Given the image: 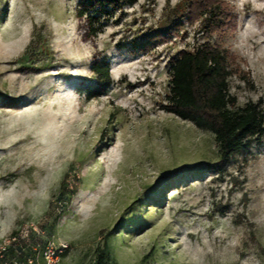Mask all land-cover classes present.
I'll use <instances>...</instances> for the list:
<instances>
[{
  "label": "rangeland",
  "instance_id": "1",
  "mask_svg": "<svg viewBox=\"0 0 264 264\" xmlns=\"http://www.w3.org/2000/svg\"><path fill=\"white\" fill-rule=\"evenodd\" d=\"M132 1L92 38L77 0H0V241L28 234L34 264H264V136L219 178L215 136L164 110L171 61L207 42L253 85L230 79L237 109L264 107V0H224L235 29L210 40L180 17L191 0ZM101 61L113 84L88 100ZM167 225L168 245L134 240Z\"/></svg>",
  "mask_w": 264,
  "mask_h": 264
},
{
  "label": "trees",
  "instance_id": "2",
  "mask_svg": "<svg viewBox=\"0 0 264 264\" xmlns=\"http://www.w3.org/2000/svg\"><path fill=\"white\" fill-rule=\"evenodd\" d=\"M77 1V17L86 21L87 34L92 38L103 34L116 15L134 3L132 0ZM180 17L190 25L201 21L205 40H210L214 34L226 28L235 29V19L224 0H191L182 9ZM184 26L178 18L171 20L166 30L134 42V53L148 52L168 43L174 36L180 37ZM236 61L229 51L209 42L200 46L195 53L182 52L171 61L169 104L164 107L168 114L215 136L220 161L211 170L219 178L228 176V169L236 155L249 153L264 136L263 104L250 102L244 108L237 109V98L229 92V81L237 75H242L241 79L253 87L247 73L238 67L233 68ZM91 70L96 78V87L88 92V100L103 97L113 84L108 61L94 63ZM104 259L101 256L99 264H103Z\"/></svg>",
  "mask_w": 264,
  "mask_h": 264
},
{
  "label": "built area",
  "instance_id": "3",
  "mask_svg": "<svg viewBox=\"0 0 264 264\" xmlns=\"http://www.w3.org/2000/svg\"><path fill=\"white\" fill-rule=\"evenodd\" d=\"M27 241L28 234L24 233L2 239L0 241V264H22L23 259L27 264H34V261L26 256L24 245ZM54 257L56 253L51 251L46 259L51 260Z\"/></svg>",
  "mask_w": 264,
  "mask_h": 264
},
{
  "label": "bare ground",
  "instance_id": "4",
  "mask_svg": "<svg viewBox=\"0 0 264 264\" xmlns=\"http://www.w3.org/2000/svg\"><path fill=\"white\" fill-rule=\"evenodd\" d=\"M170 232V226L167 225V227H165L164 229H159L156 233H153V234H147V235H143V234H140L139 231L135 232L134 234V240H136V243L139 244V243H143L145 244L146 246V242H149V244H153V246H155L153 249L156 248V246L160 245V244H163V243H167V245L169 244L168 241L166 242L164 240V238L166 237L167 233ZM172 241H176L178 242L179 241V237L177 238H173ZM180 249V248H179ZM151 256V254H148L145 256L146 259H149ZM167 256V253L166 252H163L161 254V257L159 259V261H162L164 260V258ZM187 260L186 257H177L176 259V264H185V261Z\"/></svg>",
  "mask_w": 264,
  "mask_h": 264
}]
</instances>
